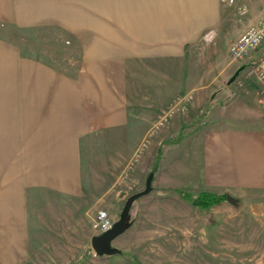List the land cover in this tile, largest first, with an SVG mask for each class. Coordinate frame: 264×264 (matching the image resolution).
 <instances>
[{"label": "crops", "instance_id": "1", "mask_svg": "<svg viewBox=\"0 0 264 264\" xmlns=\"http://www.w3.org/2000/svg\"><path fill=\"white\" fill-rule=\"evenodd\" d=\"M93 3V10L83 9L82 15L77 12L92 22L89 33H79L84 62L92 65H79L75 79L59 75L44 65H22L21 72L27 77L24 80L31 79L30 72H38L37 76L42 71L52 75L44 85L42 80L35 84L36 96L30 101L33 107L19 117L21 135L35 134L40 138L35 140L36 144L30 142L32 138L28 139L26 151L30 153L25 161L29 163L23 165L27 172L21 171V176L10 178L0 186V249H8L7 254L11 253L9 248L26 246L30 230L62 227V222L46 223L48 208L56 209L61 218L64 211V227H83L75 219L88 215L102 198L115 199V181L95 188L96 170L87 162L91 155L86 156V152L116 151L121 140L118 137L124 136L126 149L132 152L149 135L150 129H160L155 137L176 136L169 146L187 147L189 154L194 149L196 153L192 154L190 164L198 172L194 168L180 171L183 166L179 162L173 165L169 178L161 179L176 191L186 177L188 184L195 183L198 190L221 195L264 189V123L257 126L245 123L254 119L256 113L247 109V105L228 101L233 90L229 79L226 86L213 80L199 85L188 83L189 99L182 106L180 102H164V95H157L155 104L162 110L165 104L172 105L159 118L148 107L137 112L126 111L114 90H110L117 87L118 73L124 74L129 87H133L134 79L141 80L142 88L181 87L175 73H180L182 66L184 71L185 65H191L190 56L196 54L197 45L204 37L210 33L220 35L222 26L227 24L231 28L236 19L237 36L258 25L264 16V0H236L234 5H225L223 0H107L103 5L95 0ZM2 23L22 28L53 25L65 28L64 0H0ZM2 35L0 58L10 52L18 54ZM263 59L264 45L244 61V73L251 70L255 74V67ZM17 66L9 69L16 71ZM230 71L231 67L226 65V74ZM169 72L173 77L166 74ZM102 74L107 78L102 79ZM252 82H249L251 87L255 81ZM44 89L49 93H44ZM153 99L148 97L147 105ZM154 119L160 120L156 128ZM156 144L159 146L161 142ZM165 161L164 155L158 165L157 173L161 172L162 177ZM162 194L150 193L136 202L143 205V200L150 196H153L151 200L163 199ZM91 197L94 204L89 201ZM49 202L53 204L48 206ZM161 205L180 219V208ZM152 209L157 216L148 220L153 226L157 222V226V217L163 209L160 203ZM192 212L196 215L197 211ZM193 222L196 226V221ZM140 225L133 223L131 227ZM175 225L171 223L169 227Z\"/></svg>", "mask_w": 264, "mask_h": 264}, {"label": "rangeland", "instance_id": "2", "mask_svg": "<svg viewBox=\"0 0 264 264\" xmlns=\"http://www.w3.org/2000/svg\"><path fill=\"white\" fill-rule=\"evenodd\" d=\"M94 1L64 0L66 29L57 25L22 28L12 23L0 24L3 40L19 52L6 53L2 59L0 58V186L10 178L21 176V171L22 174L27 172V168L23 166L29 163V160L25 161L27 153H30L26 151L27 142L32 138L30 142L36 144L35 140L38 141L40 138L35 134L30 137L22 136L19 117L33 107L30 101L33 95L36 96L35 84L42 80L44 85V81L52 75L51 73L46 75L42 71L37 76L38 72H30L31 79L24 80L27 77L24 78L25 73L21 72L22 65H44L56 70L57 74L72 79L78 77L79 65H92L84 62L83 47L79 41V33L81 35L85 32L89 33L92 22L85 14L80 17L77 12L80 11L79 14L82 15L83 9L93 10ZM98 2L103 5L107 0H98ZM224 4L227 3L224 1ZM235 22L231 23L234 25L231 28L227 27L230 25L225 22L227 26H222L220 35L213 36L210 33L197 45L196 54L190 56L191 65H185L184 71L182 66V71L175 73L182 84L181 87L142 88L141 80L135 79L131 82L133 87H129L130 82L124 81V74L118 73L117 87L110 90H114L118 101L123 102L121 105L126 111L137 112L141 108L144 110L148 107L156 113V118H159L164 112H168L172 105L165 104L162 110L155 104L157 95H164V102H172V104L180 102L182 106L189 99L188 83L199 85L213 80L217 84L226 86V79L230 80L237 71H240L232 83L233 90L228 101L247 105V109L256 113L254 119L245 121L249 126L264 123V83L260 82L256 73H252L251 70L244 73L242 69L244 61H236L230 55V45L239 38V35H236L238 32L236 26L239 23L237 19ZM211 62L213 65H210ZM12 65H19L16 71L9 69H13ZM226 65L231 67L228 75ZM166 74L173 77L172 72ZM106 75L102 74L101 78H107ZM252 81L255 83L251 87L249 82ZM4 83L9 84L1 85ZM103 91L106 89H102ZM44 93H49L48 89ZM217 94L218 92L215 95ZM148 97H154L153 103L149 105H147ZM158 121L160 120L154 119V126ZM161 122L165 124L166 120ZM159 131L160 129H150L149 135L139 143L136 151L131 152L126 149V139L122 136V138L118 137L121 140L118 141L116 151L108 152L102 149L86 152V156L91 155L87 162L92 163L96 170L95 188L109 181L111 183L115 181L113 188V192L117 195L115 199L106 196L98 206H93L88 215L75 219L74 222L83 227H64V211L61 218L56 209L48 208L45 215L46 223L62 222V227H38L37 230H30L29 237L27 236L28 239L25 240V247L9 248L10 254H7L6 248L0 249V264H264V189L223 194L235 199L237 201L235 204L226 199L206 209L194 206L179 194L184 192L195 199L203 193L197 189L195 183L188 184L189 177H186L184 184L177 186L179 189L177 191L169 188L170 185L161 179L169 178L168 174L173 169V165L176 166L179 162V166H183L180 167V171L194 168L193 170L198 172L197 167L190 164V158L196 151L193 149V153L189 154L187 147L169 146L173 144L171 140L176 136L164 135L156 138L155 135ZM155 139L161 142L159 146L157 142H153ZM95 143L98 144L97 138ZM164 155L166 167L163 168L165 176L162 177L161 172L157 173L158 168L154 171V165L157 157L161 160ZM151 173L155 174L151 193H163V199L151 200L153 196H150L151 198L143 200V205L135 202L131 210L132 224L141 225L131 227L114 241L113 246L121 250V254L96 256L91 248V239L99 235L93 228L97 213L102 210L107 211L114 223L118 221L127 198L145 189L146 180ZM89 199L94 204L93 198ZM157 203H160L163 211L161 216L158 215L160 218L157 217V226V222L153 221L155 218L152 219L155 224L153 226L148 218L157 216L152 209ZM52 204L49 202L48 206ZM161 204H171L172 207L180 208V219L178 220L174 214L172 216L169 211L167 212L168 207ZM193 210L197 211L196 215ZM193 221H196V226ZM171 223L176 224L175 227H169Z\"/></svg>", "mask_w": 264, "mask_h": 264}, {"label": "built area", "instance_id": "3", "mask_svg": "<svg viewBox=\"0 0 264 264\" xmlns=\"http://www.w3.org/2000/svg\"><path fill=\"white\" fill-rule=\"evenodd\" d=\"M229 5H234L236 0H224ZM264 45V16L258 25L249 27L229 48L231 57L236 61H245ZM256 77L264 83V59L255 67ZM114 221L107 211H99L94 220L93 228L99 233H105L112 228Z\"/></svg>", "mask_w": 264, "mask_h": 264}, {"label": "water", "instance_id": "4", "mask_svg": "<svg viewBox=\"0 0 264 264\" xmlns=\"http://www.w3.org/2000/svg\"><path fill=\"white\" fill-rule=\"evenodd\" d=\"M240 71H237L235 75L230 79L229 85H231L238 77ZM154 180V173H151L147 180L145 189L139 193L131 195L127 198L125 205L120 213L119 220L116 221L112 228L105 233L96 235L91 239V248L96 256H114L121 254V250L113 246L114 241L125 234L132 226L131 210L134 203L150 194L153 190L152 184ZM227 201L235 204L237 201L230 196H227Z\"/></svg>", "mask_w": 264, "mask_h": 264}, {"label": "trees", "instance_id": "5", "mask_svg": "<svg viewBox=\"0 0 264 264\" xmlns=\"http://www.w3.org/2000/svg\"><path fill=\"white\" fill-rule=\"evenodd\" d=\"M180 140L176 141V143H179ZM159 162H160V157H157L155 165H154V171L157 170ZM179 194L182 195V197H184L186 200L190 201L194 206L201 207L204 209L210 208L227 199V195H216V194H211L207 192L201 193L195 199L192 198L189 194H186L184 192H180Z\"/></svg>", "mask_w": 264, "mask_h": 264}]
</instances>
